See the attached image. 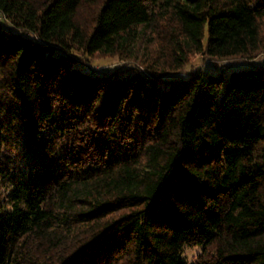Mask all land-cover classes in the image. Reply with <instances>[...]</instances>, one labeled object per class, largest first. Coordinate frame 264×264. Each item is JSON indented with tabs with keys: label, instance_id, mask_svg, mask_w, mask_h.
I'll list each match as a JSON object with an SVG mask.
<instances>
[{
	"label": "trees",
	"instance_id": "obj_1",
	"mask_svg": "<svg viewBox=\"0 0 264 264\" xmlns=\"http://www.w3.org/2000/svg\"><path fill=\"white\" fill-rule=\"evenodd\" d=\"M85 2L0 0V264H264V68L179 77L263 52L264 0H104L87 28ZM148 32L126 75L73 55Z\"/></svg>",
	"mask_w": 264,
	"mask_h": 264
},
{
	"label": "rangeland",
	"instance_id": "obj_2",
	"mask_svg": "<svg viewBox=\"0 0 264 264\" xmlns=\"http://www.w3.org/2000/svg\"><path fill=\"white\" fill-rule=\"evenodd\" d=\"M103 2L104 0H87V2L83 4L78 14V21L83 27L87 28L93 25L94 17ZM0 27L6 31H13L16 33L18 32L9 22L5 21L1 14ZM151 37L153 40H156L152 33L148 32L146 37L139 44V49L145 52L147 55H143V57L138 55V57L133 59L131 62L121 61L118 57H109L101 54H96L92 57H89L82 53L75 52L73 55L77 65L82 66L85 70L92 74L114 76L120 73L126 75L128 74L127 69H129L131 66L140 65L142 64V61L147 62V59H159L158 50L154 45L156 43L150 45ZM262 38L264 39V24L262 25ZM250 68H264V51L256 54V57L253 59L233 58L222 61L209 59L203 55H195L190 59L189 63L181 71H179L180 73H178L180 78H187L190 76V74L198 71L202 72L203 74L206 72L215 74L222 73L226 77L229 73L234 71ZM12 150L13 149L9 150L7 147H4L2 148L1 153H4L9 158H14L16 167L21 170L24 166V161L19 163L16 152ZM3 192L6 191L3 188H0V195L2 198ZM201 253L202 249L200 247L187 248L185 251V257L189 263H192L201 256Z\"/></svg>",
	"mask_w": 264,
	"mask_h": 264
}]
</instances>
